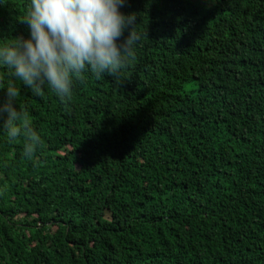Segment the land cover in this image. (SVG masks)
Listing matches in <instances>:
<instances>
[{"label":"trees","instance_id":"trees-1","mask_svg":"<svg viewBox=\"0 0 264 264\" xmlns=\"http://www.w3.org/2000/svg\"><path fill=\"white\" fill-rule=\"evenodd\" d=\"M206 3L126 0L119 77L63 100L0 66L39 137L0 131V264H264V0ZM29 6L0 0V45Z\"/></svg>","mask_w":264,"mask_h":264},{"label":"clouds","instance_id":"clouds-1","mask_svg":"<svg viewBox=\"0 0 264 264\" xmlns=\"http://www.w3.org/2000/svg\"><path fill=\"white\" fill-rule=\"evenodd\" d=\"M23 20L27 36L0 45V66L38 92L48 87L60 99L70 95L74 77L91 71L116 80L139 39L137 14L124 13L126 0H29ZM126 33V35H125ZM0 99V131L9 139L26 138L23 153L34 154L39 137L17 105L18 89L7 86Z\"/></svg>","mask_w":264,"mask_h":264},{"label":"rangeland","instance_id":"rangeland-1","mask_svg":"<svg viewBox=\"0 0 264 264\" xmlns=\"http://www.w3.org/2000/svg\"><path fill=\"white\" fill-rule=\"evenodd\" d=\"M188 1L195 2V3H200V4L206 5V6H211L214 3V2L212 4L206 3L209 0H188Z\"/></svg>","mask_w":264,"mask_h":264}]
</instances>
